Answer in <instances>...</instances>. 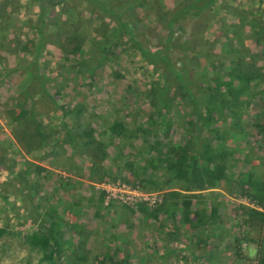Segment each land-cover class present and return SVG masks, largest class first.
Listing matches in <instances>:
<instances>
[{
	"label": "rangeland",
	"instance_id": "374dc122",
	"mask_svg": "<svg viewBox=\"0 0 264 264\" xmlns=\"http://www.w3.org/2000/svg\"><path fill=\"white\" fill-rule=\"evenodd\" d=\"M197 137L225 172L202 190L169 167ZM253 179L264 0H0V264H261Z\"/></svg>",
	"mask_w": 264,
	"mask_h": 264
},
{
	"label": "trees",
	"instance_id": "16d2710c",
	"mask_svg": "<svg viewBox=\"0 0 264 264\" xmlns=\"http://www.w3.org/2000/svg\"><path fill=\"white\" fill-rule=\"evenodd\" d=\"M184 74L182 78H184L187 74L186 70L182 71ZM233 72V73H231ZM229 72L232 78L229 79L227 84L229 86L232 85V81L234 79L240 80L239 86L236 88V91L242 90V82L246 80V76L241 71L239 73H235L234 71ZM217 98L213 96V102L209 101L207 105L208 114L205 116H200L198 122L205 121L204 125H210L214 122V116L212 115L213 109L216 105ZM201 115V114H200ZM111 131L116 135H123L125 132V127L120 122H113L111 124ZM212 129V128H211ZM216 130V129H214ZM199 135V131H197L196 136ZM197 144L194 148V153L189 154L183 148V152H175L172 161L170 162V169L176 179H180L182 181H186L189 185L194 189H204V187H213L218 180L225 178L224 172V164H220V162L216 161V157L219 156V153L212 151L210 149L209 143L202 139L196 138ZM219 151V150H218ZM251 188L254 189V192H257V195H252V197H257V201L261 203L263 198L264 191V183L261 184L257 182L255 179L250 182ZM245 192H249L248 188H244ZM30 242L34 246H38L43 251L44 259H51L53 252L51 250L46 251L50 245V237L45 234L33 233L30 236ZM261 264H264V257L261 258Z\"/></svg>",
	"mask_w": 264,
	"mask_h": 264
}]
</instances>
